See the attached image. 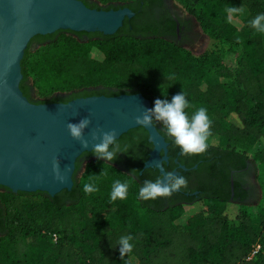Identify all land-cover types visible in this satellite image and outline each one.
I'll return each mask as SVG.
<instances>
[{"label":"trees","instance_id":"obj_1","mask_svg":"<svg viewBox=\"0 0 264 264\" xmlns=\"http://www.w3.org/2000/svg\"><path fill=\"white\" fill-rule=\"evenodd\" d=\"M174 1L197 19L210 39L204 53L195 55L160 32L130 30L128 20L114 35L60 30L32 38L22 60L20 88L37 104L142 94L152 108L156 99L171 101L184 91L192 105L186 109L189 116L203 106L212 121L207 147L221 155V193L209 189L200 190V199L175 193L167 201L139 199L147 177L155 180L161 174L147 169L140 175L152 144L143 127L133 129L117 140L127 149L123 152L127 166L119 157L111 162L97 157L78 178L82 158L95 156L94 151L84 153L70 191L51 197L44 192L13 193L0 186L5 189L0 195V264H132L131 258L137 264H264V206L248 203L240 182L249 164L264 165V149L250 155L264 139V34L249 26L251 19L264 13V0ZM233 6L248 10L243 29L223 19ZM33 43L41 49L33 51ZM95 49L103 60L91 58ZM230 56H237L234 70L226 62ZM216 77L230 83L215 82ZM34 89L38 96L73 93L35 101ZM154 124L175 145L163 125ZM164 166L171 171L167 163ZM116 180L128 183V195L112 201ZM90 182L99 190L84 193L83 185ZM260 185L264 200V183ZM195 201H205L206 206L177 224L185 207ZM128 235L135 237L134 248L121 258L118 241ZM257 245L260 250L250 258Z\"/></svg>","mask_w":264,"mask_h":264},{"label":"water","instance_id":"obj_2","mask_svg":"<svg viewBox=\"0 0 264 264\" xmlns=\"http://www.w3.org/2000/svg\"><path fill=\"white\" fill-rule=\"evenodd\" d=\"M133 15L128 8L92 9L80 0H0V186L13 193L44 192L51 197L70 191L78 159L94 151L104 132L116 131L118 140L140 127L153 145L143 170L157 169L166 176L169 143L154 123L146 127L136 123L152 109L142 94L37 104L20 88L22 60L33 37L60 30L114 35L126 16ZM83 119L91 121L83 136L87 147L68 132L70 123ZM55 160L60 162L63 182L53 172Z\"/></svg>","mask_w":264,"mask_h":264},{"label":"clouds","instance_id":"obj_3","mask_svg":"<svg viewBox=\"0 0 264 264\" xmlns=\"http://www.w3.org/2000/svg\"><path fill=\"white\" fill-rule=\"evenodd\" d=\"M241 12L238 7H229L227 9L228 20L231 22L233 15ZM249 26L257 33L264 34V13L257 14L249 21ZM186 93L182 91L174 95L171 101L168 99H156L154 107L149 109L142 117H137L136 123L141 126L152 125L154 122H160L169 138L178 146L181 152L185 155H195L205 152L207 141L211 135L212 121L205 107L201 106L196 109L190 116L186 109L191 108ZM91 121L83 119L79 123H70L68 132L74 140L81 141L84 147H87V142L84 141V131L88 128ZM127 153V149H122L119 141L116 140V131L104 132L102 142L94 146L93 155L100 160L114 161L118 158V153ZM53 172L56 178L64 181V175L60 170L59 160L53 162ZM188 181L183 175H176L174 172H167L166 176H158L155 180H145L139 188L138 198L148 201H155L160 197H171L174 192L186 188ZM129 185L126 182L116 180L110 192V199L116 201L123 200L128 195ZM95 183H86L83 185L84 193H94L98 191ZM135 239L134 236H121L119 244V252L121 258L126 254H130L134 248L131 242Z\"/></svg>","mask_w":264,"mask_h":264},{"label":"flooded vegetation","instance_id":"obj_4","mask_svg":"<svg viewBox=\"0 0 264 264\" xmlns=\"http://www.w3.org/2000/svg\"><path fill=\"white\" fill-rule=\"evenodd\" d=\"M85 3L89 8L98 9V10H120L128 8L134 12L132 17L126 16L123 22V26L128 20V28L130 30H136L140 32H160L161 37L173 41L176 43H185L192 40L194 31H193V22L190 19H185L177 14L171 7V0H138L124 4L110 5L107 7L99 5L97 2L90 0H80ZM136 10L138 13L134 11ZM122 26V27H123ZM121 27V28H122ZM120 28V29H121ZM119 29V30H120ZM66 31V30H62ZM73 32V31H72ZM56 33V32H55ZM94 33V32H87ZM54 34V33H53ZM144 33L140 34L143 35ZM51 35V34H48ZM157 35V34H155ZM46 36V35H43ZM84 40H88L86 35L83 36ZM37 44V43H33ZM67 98V97H61ZM150 143V142H149ZM171 147V148H170ZM148 158L150 152L153 150L152 147H147ZM168 156L169 162L168 166L171 167V172H178L179 175L186 177L188 184L186 188L180 189V191L174 192L177 195L185 197H196L200 199V190L207 191L209 189L221 193V155L217 156L216 152L210 148H206L205 152L195 155H185L181 152L180 148L176 145L169 143L168 146ZM118 157L122 160L123 165H128V157L123 153H118ZM97 156H84L82 159H96ZM172 159V162H171ZM148 160V159H147ZM146 162V161H145ZM205 164L204 167L199 169L201 164ZM145 164V163H144ZM118 168L122 169L124 172H128L125 168L118 163L114 164ZM191 166V167H187ZM182 167H185L183 169ZM129 168V167H128ZM144 169V166H143ZM147 170V169H146ZM245 174L240 176L241 187L246 193V201H250L256 197V189L251 183V164L245 169ZM145 170L140 172V175H143ZM131 174L130 172H128ZM160 173V172H159ZM215 174L218 175V178H215ZM234 172H232V196L234 197ZM147 179L151 180V177L148 176ZM199 189L195 190L194 189ZM183 189L189 190L185 192ZM192 191V193H190ZM239 192L241 190L239 189ZM158 201L168 200V197L157 198ZM152 201V200H151ZM155 202V201H153Z\"/></svg>","mask_w":264,"mask_h":264},{"label":"rangeland","instance_id":"obj_5","mask_svg":"<svg viewBox=\"0 0 264 264\" xmlns=\"http://www.w3.org/2000/svg\"><path fill=\"white\" fill-rule=\"evenodd\" d=\"M93 2H97L99 5L107 7L110 5H120V4H124V2H108V3H104L100 0H90ZM170 5L172 7V9L179 14L181 17L185 18V19H190L193 22V37L192 40L189 42H183V43H178L180 44L182 47L190 50L193 54L195 55H200L202 53H204L206 50H208L211 46V41L208 38V36L203 32L199 22L197 21V19L192 16L190 13H188L179 3H177L174 0H171ZM241 12L238 14H235L232 16L231 18V22L232 24H234L235 26H237V28L239 29H243L244 24H243V20L248 16V10L246 8H240ZM223 19L225 21H228V13L227 11L225 12ZM41 46L37 45V44H33L32 45V50L33 51H37L40 50ZM91 58L92 59H97V60H103L104 59V55L97 49L93 50V52L91 53ZM227 64L229 65V67L234 70L236 68L237 65V56H230L227 58L226 60ZM215 82H225V83H230V80H224L221 78H215L214 79ZM73 92H67V93H55L53 95L50 96H38L37 95V91L34 89L32 92V96L33 99L35 101H48V100H52L53 98H61V97H69ZM264 149V139H262L253 149V151L250 153L251 156L254 155V153L256 151L262 150ZM92 160V159H88V160H84L82 159V165H81V169L78 173V178L81 177V175L83 174V172L85 171L86 165L87 163ZM251 183L253 184V186L256 189V197L250 201H248V203L252 204V205H262L264 206V200H263V193H262V189H261V185L260 182L264 183V165H258L255 166L254 164H252L251 166ZM259 179V180H258ZM5 192L4 188H0V195L3 194ZM206 206V202L205 201H195L190 203L189 205H187L185 207V214L183 215V217H181L178 221L177 224H184L186 219L195 214L196 212L204 209V207ZM103 218H109V219H113L114 216L113 215H104ZM131 262L132 264H137V260L135 258H131Z\"/></svg>","mask_w":264,"mask_h":264},{"label":"built area","instance_id":"obj_6","mask_svg":"<svg viewBox=\"0 0 264 264\" xmlns=\"http://www.w3.org/2000/svg\"><path fill=\"white\" fill-rule=\"evenodd\" d=\"M54 238H55V240L57 239L56 235H54ZM260 248H261V246L260 245H257L255 247L254 251L251 253L250 258H253L258 253V251L260 250Z\"/></svg>","mask_w":264,"mask_h":264}]
</instances>
